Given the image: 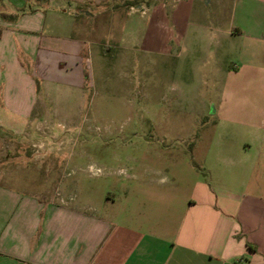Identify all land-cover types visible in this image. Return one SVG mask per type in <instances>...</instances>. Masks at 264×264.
<instances>
[{
  "label": "rangeland",
  "instance_id": "1",
  "mask_svg": "<svg viewBox=\"0 0 264 264\" xmlns=\"http://www.w3.org/2000/svg\"><path fill=\"white\" fill-rule=\"evenodd\" d=\"M205 1L109 0L80 29L44 31L82 42V87L55 67L43 83L32 77L39 105L16 134L0 128V216L35 211L42 223L51 199L117 221L163 216L168 199L180 209L194 180L216 170L217 123H228L218 117L221 63L207 60L200 33L173 39L213 22L215 1Z\"/></svg>",
  "mask_w": 264,
  "mask_h": 264
},
{
  "label": "crops",
  "instance_id": "2",
  "mask_svg": "<svg viewBox=\"0 0 264 264\" xmlns=\"http://www.w3.org/2000/svg\"><path fill=\"white\" fill-rule=\"evenodd\" d=\"M108 1L0 0V115L12 114L0 128L16 134L39 105L35 73L43 83L55 67L62 83L82 87V42L43 33L80 29ZM212 1L211 24H187L190 34L173 39L200 33L207 60L221 63L218 117L228 123H217L216 170L194 180L180 209L168 199L163 216L117 221L54 199L41 205L42 223L35 211L0 216V264H264V0Z\"/></svg>",
  "mask_w": 264,
  "mask_h": 264
},
{
  "label": "trees",
  "instance_id": "3",
  "mask_svg": "<svg viewBox=\"0 0 264 264\" xmlns=\"http://www.w3.org/2000/svg\"><path fill=\"white\" fill-rule=\"evenodd\" d=\"M4 17H5V16H4ZM8 17H9V18H11V19H13V18H14V16H12V15H11V16H8Z\"/></svg>",
  "mask_w": 264,
  "mask_h": 264
},
{
  "label": "flooded vegetation",
  "instance_id": "4",
  "mask_svg": "<svg viewBox=\"0 0 264 264\" xmlns=\"http://www.w3.org/2000/svg\"><path fill=\"white\" fill-rule=\"evenodd\" d=\"M31 146H33V145H31ZM32 157V152H31V154H30V157L29 158H31Z\"/></svg>",
  "mask_w": 264,
  "mask_h": 264
}]
</instances>
